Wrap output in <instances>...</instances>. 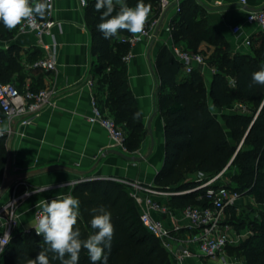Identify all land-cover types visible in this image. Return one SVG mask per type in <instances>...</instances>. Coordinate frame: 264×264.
<instances>
[{
	"label": "trees",
	"instance_id": "trees-1",
	"mask_svg": "<svg viewBox=\"0 0 264 264\" xmlns=\"http://www.w3.org/2000/svg\"><path fill=\"white\" fill-rule=\"evenodd\" d=\"M124 2L135 7L139 0ZM143 2L152 5L158 0ZM94 5L95 0H88L85 6L94 56L93 76L100 89L108 85L106 105L126 131L128 150L135 153L147 139L148 131L138 100L129 87L124 56L130 45L121 42L119 37L130 33L121 31L105 40L97 28L101 13ZM200 12L195 0H180V10L172 24L173 33L175 31L186 38L188 45H194L195 40H205L215 45L219 52L229 50L230 45L224 35L207 16L199 17ZM21 24L9 31L0 23V82L14 83L23 91L26 73L22 47L13 40ZM176 34L174 42L180 45ZM183 48L198 51L197 48ZM253 50L254 54L237 53L225 59V64L232 69L233 83L229 79L230 73L218 67L208 87L204 73L198 69L178 80L183 71L182 64L167 46L163 48L157 64L162 81L157 88V108L164 118L166 153L154 184L170 191L191 188L190 192L172 195L171 207L210 204L205 197V189L196 187L218 173L223 172V175L229 171L233 172L231 183L227 184L229 188L264 202V86L252 81V73L264 67V41ZM40 56L42 54L37 50L32 52L29 63H34ZM206 60L213 64L221 62L222 57L215 60L212 55ZM167 87L171 92H167ZM236 101H251L253 105L249 111L223 113V122L211 109V104L225 108ZM98 102L104 110V103ZM137 112L140 113L139 118L133 119ZM6 163V155L0 153V185L6 176ZM199 173L205 177L201 179ZM72 195L80 201V216L75 227L79 229L81 239H87L96 231L90 225L91 209L104 206L111 213L114 235L110 248L105 249L108 264H172L161 241L143 225L139 208L125 184L109 178L79 181L73 185ZM250 228L252 234L242 243L246 264H264V208L259 209L258 216L250 221ZM48 247L34 229L13 233L0 257V264H26L27 259H34ZM47 255L50 264H60L59 260L51 259L54 253L48 252ZM78 264H91L86 249H81ZM97 264H102V261Z\"/></svg>",
	"mask_w": 264,
	"mask_h": 264
},
{
	"label": "crops",
	"instance_id": "crops-1",
	"mask_svg": "<svg viewBox=\"0 0 264 264\" xmlns=\"http://www.w3.org/2000/svg\"><path fill=\"white\" fill-rule=\"evenodd\" d=\"M170 1V6L164 12L162 24L155 31L154 38L150 41H142L133 48L130 47L132 58L126 64L129 87L138 100L147 131V123L156 111L152 119L153 151L147 159L140 162L128 161L115 153H107L111 149L107 131L88 120L92 113L91 89L88 86V80L95 81L93 91L98 100L104 103V110L109 112V107L106 105L108 85L100 89L97 79L93 76L94 56L91 51V33L86 25V8L82 6L80 0H55L54 16L59 24L52 28V34L46 35L44 40L56 47L57 71L31 69L28 60L30 55L36 50L42 54L43 50L37 45L34 33L26 32L16 35L15 42L25 51L23 53L26 57L24 62L26 77L23 87L29 85L35 89H41L53 86L57 91L55 103L46 107L32 123L22 125L19 119H15L12 123L4 124V128L9 126L13 128V133L3 137L0 145V153H4L7 158L6 175L15 176L48 167L40 173L12 179L6 192L0 197V204L5 203L10 196V187L17 180L23 181L21 190L30 189L34 193L40 189H47L38 194H31L20 201L17 208L18 223L14 233L33 229L35 212L40 209L36 207L38 201L44 199L50 202L58 196L69 193L72 195L73 184L71 183L81 178L117 176L154 184L155 176L164 164L166 153L164 118L157 108V88L162 84L157 64L165 46L171 50L172 45H177L174 42L176 32L173 33L172 29H167L170 26L172 28L173 20L178 12L174 0ZM195 1L200 7L199 17L207 16L210 19L228 41L234 55L247 52L248 47L244 44L245 37H250L252 44L255 43L256 47L264 41V32L256 24L246 21L249 11L263 6L262 0H247V4H241L236 0ZM160 7L161 0L150 5L149 16L159 12ZM235 24L242 25L243 33L240 36L232 32ZM176 36L181 41L178 46L197 48L206 59L215 53L216 46L205 40H195L194 45H188L186 38L179 33ZM212 65L206 60L205 64L196 68L204 73L208 87L217 70ZM187 74L182 71L178 75V80ZM166 89L167 92H171L169 87ZM211 109L222 122L223 113L245 112L241 108L230 111L226 107H215L212 104ZM216 110L220 112L219 115ZM144 142H147V147L145 149L141 147L132 155H145L149 152L151 147L149 132ZM62 185L64 186L61 187ZM181 191L187 193L191 191V188ZM170 197L155 196L170 207V213L165 215L156 213V216L169 227L176 223L182 225L183 234L196 232V228L191 227V221L183 216V208L170 206ZM238 242L240 241H236L235 244ZM202 260H206V257L195 256L186 260L184 264H201ZM171 263L174 264L172 260Z\"/></svg>",
	"mask_w": 264,
	"mask_h": 264
},
{
	"label": "built area",
	"instance_id": "built-area-1",
	"mask_svg": "<svg viewBox=\"0 0 264 264\" xmlns=\"http://www.w3.org/2000/svg\"><path fill=\"white\" fill-rule=\"evenodd\" d=\"M241 4H247V0H236ZM33 4L36 0H32ZM50 7L44 17L34 15L30 20L22 22L18 33L32 32L36 36L37 45L43 50L40 56L31 67L45 70L57 71L58 62L56 57V47L44 40L46 35L52 34V28L59 24L54 16L55 0H47ZM82 6H86L88 0H80ZM177 10H180V0H174ZM263 6L259 9L249 11L246 16L248 23L256 24L264 32V0ZM170 0H161V7L157 15L149 16L142 34L134 37L132 34H123L120 41L128 43L131 48L142 41H150L155 36L159 23L166 9L170 6ZM171 30V26L167 28ZM232 32L240 36L243 33L242 25L235 24ZM244 44L249 47L252 44L250 37H245ZM171 51L182 64L183 71L192 72L198 66L206 63V57L201 52L186 50L182 46L172 45ZM132 58L130 50L124 59L128 61ZM88 86L91 89L92 113L88 120L92 124L102 126L108 133L110 142L109 147L121 150L127 154H134L128 150L126 145V131L121 124L116 122L110 112L103 110L99 105L97 96L93 91L95 81L88 80ZM56 88L48 86L39 90H33L29 85L25 86L23 91L11 82H0V129H4L0 139L13 133L12 126L4 128L5 122L12 123L15 119L20 120V124L26 125L32 123L42 111L55 103ZM223 172L204 180L196 189L204 188L205 197L210 204L188 205L182 209L183 216L191 221V227L196 228L194 233H182L184 228L176 223L172 227L167 226L164 221L156 216V213H170L168 204H164L155 196L164 195L172 196L184 193L186 191L163 190L155 184L145 183L136 179L127 177H84L79 181H86L95 178H109L121 182L128 187L130 196L135 200L139 211L140 219L146 229L157 237L164 248L167 250L170 259L174 264H184L186 260L195 256H224L230 245L236 242V235L226 224L225 218L227 209L236 206L242 200L243 195L237 190L231 189L226 183L219 182L218 179ZM199 177H204L199 173ZM75 182V183H76ZM72 182L71 184H75ZM22 180H17L10 187L9 199L0 204V257L9 244L8 234L12 237L18 223V204L25 198L24 193H33V190H21ZM2 185H0L1 190ZM38 209L35 212L34 220L36 221ZM34 229V228H33ZM35 230V229H34Z\"/></svg>",
	"mask_w": 264,
	"mask_h": 264
},
{
	"label": "clouds",
	"instance_id": "clouds-1",
	"mask_svg": "<svg viewBox=\"0 0 264 264\" xmlns=\"http://www.w3.org/2000/svg\"><path fill=\"white\" fill-rule=\"evenodd\" d=\"M49 7L47 0H39L34 4L32 0H0V23L11 31L34 15L43 17ZM94 7L101 13L97 28L105 40H110L121 31H127L138 37L143 33L150 13V5H146L143 0H139L135 7L128 6L124 0H95ZM252 81L264 86V67L252 73ZM139 116L140 113L137 112L133 119ZM4 131L0 129V135H3ZM45 190L47 189H40L34 193L38 194ZM34 193L26 191L24 196ZM36 207L41 211L36 215L33 228L36 235L41 236L49 247L41 250L34 259H27L26 264H50L48 252L54 253L51 259L59 260L60 264H78L82 248L87 250L91 264L101 261L102 264H108L105 249L111 246L114 226L111 223V213L104 206L91 209L93 216L90 225L96 231L87 239H81V233L75 227L80 216L78 198L69 193L58 196L50 202L40 200ZM7 238L11 239L9 234Z\"/></svg>",
	"mask_w": 264,
	"mask_h": 264
},
{
	"label": "rangeland",
	"instance_id": "rangeland-1",
	"mask_svg": "<svg viewBox=\"0 0 264 264\" xmlns=\"http://www.w3.org/2000/svg\"><path fill=\"white\" fill-rule=\"evenodd\" d=\"M16 39V36L14 37V41ZM256 47V44L253 43L252 46L248 47L247 52L248 54H254L253 48ZM225 49V47H224ZM25 51H21V55L23 57V62H26V57L24 55ZM233 51L231 49L229 50H223L222 52H219L216 48L215 53L213 55V59H220L222 57V61L213 63V67L221 68L226 72L230 73V81L233 83L234 78L232 76V69L227 64H225V59L229 57H233ZM251 101H236L234 104L229 105L226 107V109H229L230 111H234L238 108H241L243 111H249L252 107ZM216 113L219 115L220 112L216 110ZM232 171L226 172L223 175H221L218 179L219 182L222 183H231V175ZM205 177V176H204ZM245 196L234 208H231L226 213V224L232 229L233 233L236 235V241L238 244H232L227 249V252L224 256H218V257H211V256H203L206 257V260H202L201 264H246V259L244 255V249H243V241L249 237V235L252 234V230L250 228V221L253 218H256L258 216L259 209L264 208V202L259 201L257 198L253 197L252 195H243Z\"/></svg>",
	"mask_w": 264,
	"mask_h": 264
},
{
	"label": "water",
	"instance_id": "water-1",
	"mask_svg": "<svg viewBox=\"0 0 264 264\" xmlns=\"http://www.w3.org/2000/svg\"><path fill=\"white\" fill-rule=\"evenodd\" d=\"M161 24H162V21L159 23L158 29L160 28ZM155 114H156V111L154 112L153 116L150 118V120L147 123L148 132H149V134L151 136V147H150V150H149V152L147 154H145V155H132V154L124 153L121 150L114 149V148L109 149L107 151V153H115V154L123 157L124 159H126L128 161H134V162H140V161H143V160L147 159L152 154L153 146H154V137H153V131H152V119H153ZM146 147H147V142H144L142 148L145 149ZM47 169H48V167H42V168H38V169H34V170H31V171L22 173L20 175H15V176L6 175L5 178H4L1 190H0V197L6 192L8 186L10 184V181L12 179H14V178H22V177L30 175V174L40 173V172L45 171Z\"/></svg>",
	"mask_w": 264,
	"mask_h": 264
}]
</instances>
